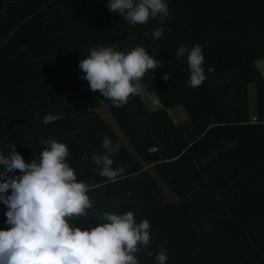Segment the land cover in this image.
I'll return each instance as SVG.
<instances>
[{"label": "trees", "instance_id": "trees-1", "mask_svg": "<svg viewBox=\"0 0 264 264\" xmlns=\"http://www.w3.org/2000/svg\"><path fill=\"white\" fill-rule=\"evenodd\" d=\"M165 3L163 22L131 25L108 0H0V151L16 145L30 163L48 141L67 144L77 181L97 185L89 217L70 223L90 230L105 212L146 219L139 264H158L162 248L166 264H264V0ZM157 28L163 34L153 39ZM197 44L206 80L192 88L177 51ZM101 46H140L160 62L121 107L82 78L79 62ZM176 109L186 114L181 123ZM48 114L62 118L44 124ZM104 137L119 146L115 182L92 160L104 154ZM7 210L0 201V230L10 227Z\"/></svg>", "mask_w": 264, "mask_h": 264}, {"label": "clouds", "instance_id": "clouds-1", "mask_svg": "<svg viewBox=\"0 0 264 264\" xmlns=\"http://www.w3.org/2000/svg\"><path fill=\"white\" fill-rule=\"evenodd\" d=\"M108 7L131 25L156 17L163 22L170 15L165 0H108ZM162 34L163 29L157 28L152 38L159 39ZM185 55L190 72L188 86L196 88L206 80L202 48L197 44L189 50L182 45L177 57ZM159 63L140 46L127 53L101 46L91 49L87 58L79 62V68L92 91H99L115 107H121L130 96L142 92L144 75ZM208 71L215 70L209 67ZM169 77L170 73L164 79ZM61 118L62 114H48L43 123ZM47 143L38 159L30 163L15 150L16 145L7 155L0 151V166L4 168L0 172V201L7 206L6 223L10 225L0 230V264H139L136 253L150 243L149 222L145 219L137 224L131 211L121 215L105 212L99 220L106 222L90 230L74 227L70 221L89 217L87 210L94 201L88 192L97 185L77 181L76 170L67 163V144L56 140ZM102 147L104 154H93L92 160L102 166L100 177L115 182L123 169L112 168L111 154L118 152L119 146L104 137ZM13 170L21 174L7 176ZM9 190L11 194L6 195ZM147 255L151 257L152 252ZM156 260L166 264V249L156 254Z\"/></svg>", "mask_w": 264, "mask_h": 264}, {"label": "rangeland", "instance_id": "rangeland-1", "mask_svg": "<svg viewBox=\"0 0 264 264\" xmlns=\"http://www.w3.org/2000/svg\"><path fill=\"white\" fill-rule=\"evenodd\" d=\"M258 66H259L261 72L264 74V61H260V62L258 63ZM154 101H155V98H151V95L148 96V97H146V103H147V105H148L149 107H151V106L153 107V105H154ZM155 106H156V105H155ZM155 106H154V108H155ZM176 110H177V109H176ZM185 115H186V114H185L184 112L180 111L179 109H178L177 111H174V110H173V112H172V117H173V119H174L176 122H178V123H181L182 121H184V120L186 119V116H185ZM106 121H108L110 125H113V122H111L109 119H106ZM117 134H118V132H117ZM118 135H119V134H118Z\"/></svg>", "mask_w": 264, "mask_h": 264}]
</instances>
